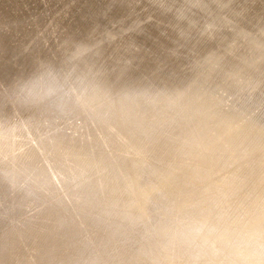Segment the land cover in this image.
<instances>
[{
    "label": "rangeland",
    "instance_id": "1",
    "mask_svg": "<svg viewBox=\"0 0 264 264\" xmlns=\"http://www.w3.org/2000/svg\"><path fill=\"white\" fill-rule=\"evenodd\" d=\"M0 264H264V0H0Z\"/></svg>",
    "mask_w": 264,
    "mask_h": 264
},
{
    "label": "clouds",
    "instance_id": "2",
    "mask_svg": "<svg viewBox=\"0 0 264 264\" xmlns=\"http://www.w3.org/2000/svg\"><path fill=\"white\" fill-rule=\"evenodd\" d=\"M58 88V82L47 76H38L22 86L27 98L38 104L48 102L56 94Z\"/></svg>",
    "mask_w": 264,
    "mask_h": 264
}]
</instances>
